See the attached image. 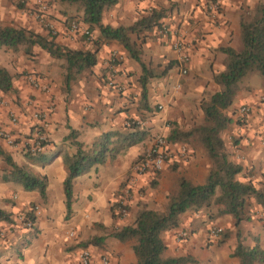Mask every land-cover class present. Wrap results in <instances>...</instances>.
Masks as SVG:
<instances>
[{"label":"crops","instance_id":"obj_1","mask_svg":"<svg viewBox=\"0 0 264 264\" xmlns=\"http://www.w3.org/2000/svg\"><path fill=\"white\" fill-rule=\"evenodd\" d=\"M218 1L220 10L214 17L208 16L211 14L207 12L209 0H117L115 6L103 13L102 23L117 27L133 24L144 10L150 8H167L171 12L164 19L169 32L163 34L160 29L154 28L143 35L145 38L141 44L142 54L149 51L148 63L143 61L151 68L155 67L154 63L157 61H163L165 66L170 61L177 62L165 76L149 81L148 101L152 106L157 105L158 109H163L168 104L178 106L183 92L187 96L190 92L199 94L200 91L211 88L213 93L219 89L213 81L212 72H209L210 69L213 72L224 69L225 55L218 51V47L230 45L237 50L241 48L240 12L243 8L254 9L261 0ZM81 26L87 28L88 24ZM55 27L58 31L55 40L59 44L74 49L96 50V64L84 70L69 88L63 84L62 60L57 62L58 60L51 58L39 46L33 45L30 48L32 55H28L26 51L19 50L16 53L6 47L0 48V54L8 49L5 53L10 60L0 61V65L12 77L14 90L11 92L16 99L9 104H0V126L13 137L11 143L0 138V147L18 165L28 166L35 175L47 177L43 199L37 191H26L19 184L1 181L4 163L0 159V209L11 213L13 219H16L29 205L37 206L36 235L28 245L22 247L23 231L6 234L4 239H0V264H78V244L91 236H106L114 228L131 223L139 202L151 209L161 210L167 202V196L176 189V180L180 175L193 184H203L211 167L205 149L188 144L190 158L175 162L176 167L173 170L166 164L154 177L156 185L149 186L148 181L152 176L133 174L131 168L135 159L152 143L150 136L143 142L130 146L113 160L98 164L87 173L76 177L72 187L71 213L69 218H65L63 180L66 169L62 157L64 153H74L75 147L69 139L64 138L73 129L76 131V140L88 145L101 133L121 127L126 117H137L135 107L139 100L140 66L115 40L99 42L96 45L94 40L100 35L98 27H88L91 31L90 38L59 22H55ZM177 38L186 44L189 57L186 74L179 71L181 63L177 52L172 48ZM132 39L137 38L132 35ZM112 55H116V58L113 59ZM17 58L19 61L16 62ZM22 70L49 84V92L44 93L34 88L25 75H16ZM261 82L260 77L255 84ZM176 84L180 85L178 89L174 87ZM238 84L239 90L233 107L243 101L241 98H249V87L256 86L250 83L248 74ZM0 95L8 98L1 91ZM34 109L46 114L41 122V131L46 135L47 143L38 153L44 157L45 163L32 161L23 151V144L32 136L31 132L36 125L31 116ZM9 110L17 116L15 123L7 115ZM180 110L179 107L172 112L166 108L160 114L150 117L149 125H164L166 119H169L168 124L174 122L182 127L185 120L181 118L188 119L189 111L184 108L183 112ZM152 129H149L150 132ZM167 131L169 130L165 128L164 133ZM233 142L230 140L226 144L229 159L242 166L237 177L243 181L251 180L257 187L264 186V133H241ZM173 149L177 150L178 145ZM129 177L132 178V190L128 199L130 210L125 217L114 218L111 203L119 197L121 185ZM232 220V216L228 214L211 220L205 210L182 213L179 226L161 234L166 244L163 256H177L185 252L174 241L173 233L181 229L180 227H189L190 231L195 229L193 236L198 234L202 239L203 235L206 238L211 224L232 229ZM8 225L0 221L1 227L6 229ZM69 230H74L75 240L66 238ZM250 230L254 231L252 228ZM259 231L262 245L264 229ZM133 244V240L120 241L107 236L103 248L92 245L88 248L95 256L107 255L109 264H137Z\"/></svg>","mask_w":264,"mask_h":264},{"label":"trees","instance_id":"obj_2","mask_svg":"<svg viewBox=\"0 0 264 264\" xmlns=\"http://www.w3.org/2000/svg\"><path fill=\"white\" fill-rule=\"evenodd\" d=\"M59 2L76 5L81 11L80 20L72 21L80 25L88 24L90 29L98 27L100 35L94 40L96 45L99 42L115 40L140 66L137 117H126L121 127L101 133L88 145L76 140V131L73 129L64 138L69 139L75 147L74 153H64L62 157L66 169V176L63 180L65 218H69L73 199L72 187L76 177L87 173L98 164L113 160L130 146L139 144L150 136L149 128L143 124L144 118L146 114H155L157 106H152L148 101V83L151 79L165 76L177 62L170 61L162 70H155L148 66L141 56L143 53L141 44L144 42L142 34L154 28H162L166 23L164 19L168 16L167 8L144 10V13L133 24L112 27L102 23V16L105 11L115 6L117 0H59ZM247 13L240 14L241 48L237 50L230 45L218 47V51L225 55L224 69L213 75L220 89L200 101L203 122L187 129L171 122L166 135V140L172 147L180 144L188 148L187 143L190 138H195L202 145L211 163L205 182L193 184L185 176L180 175L176 180V189L167 196V202L161 210L151 209L139 202L131 223L114 228L106 236H91L78 244L80 248L90 245L103 248L105 237L109 236L120 241L133 240V251L137 264H196L197 260L190 255L164 257L166 244L161 234L177 228L182 213L205 210L211 220L227 214L232 216L236 243L229 257L236 259L235 264H264V248L259 238L253 235L254 244H245L239 229L241 221L254 215L253 213L251 216H246L250 199L254 200L256 206L264 207V186L257 187L251 180L243 181L237 177L242 171V166L229 159L227 146L222 136V132L231 122L223 110L232 104L239 81L250 72L257 71L264 82V0L257 4L252 14ZM89 28L87 30L91 33ZM132 35L137 39L141 37L139 43L132 39ZM21 45H25V51L37 45L50 57L63 59V84L66 88L76 82L84 70L94 66L97 62L96 50L70 48L56 42L54 37H48V35L31 29L10 25L0 26V48L6 47L17 51ZM13 90L11 75L0 65V91L9 93ZM46 143L47 141L43 144ZM26 155L34 162H46L41 154L26 153ZM0 159L4 163L1 181L19 184L24 190L37 191L41 198H45L46 175H35L28 166L18 165L12 156L1 147ZM173 164L176 163L173 162ZM159 172H155L154 175L157 176ZM152 185H156L155 182ZM125 189L126 183L124 182L119 190V197L125 202V209L128 213L130 210L128 199L132 189L129 188L127 193L124 192ZM33 208L34 205H29L20 213L27 220L33 221V226L23 234L22 247L28 245L37 233L36 214ZM111 212L114 218H123L118 202L115 200L111 203ZM15 220L11 213L0 209V221L11 225L15 223ZM230 235V231L221 233L218 244L224 243Z\"/></svg>","mask_w":264,"mask_h":264},{"label":"rangeland","instance_id":"obj_3","mask_svg":"<svg viewBox=\"0 0 264 264\" xmlns=\"http://www.w3.org/2000/svg\"><path fill=\"white\" fill-rule=\"evenodd\" d=\"M215 1L216 0H209L210 3H213ZM218 10H220L219 6L217 7V11ZM253 10L254 9L249 10L247 8H243L240 14L241 13L246 14L247 12L249 14H252ZM207 12L208 13L210 12L209 9ZM80 13L81 11H79L76 5L60 3L59 0H0V26L10 25L14 27L27 28L38 33L41 32L40 34L48 35V37H54V39L58 35V31L55 27V22L62 23L67 28H69L70 21L80 20L79 18L81 15ZM169 14H171V12L168 9V15ZM209 15L212 14H208V16ZM160 30L163 34L168 33L169 30L167 23H164V25L162 26V28H160ZM141 37L145 38L143 34ZM141 37H139V39H136L137 43H139ZM25 48H26L25 45H21L20 48L14 52L17 53L19 52V50L25 52ZM6 51H8V49H6L4 53L2 51V53L0 54V61L2 62H7L8 60H10L9 55L5 53ZM29 51L30 49L26 51L28 52L27 54L32 55ZM148 54L149 51L142 54V58L146 63H148V59H149ZM56 60H58L57 62H59V60H62L61 68L63 70V64H64L63 59H56ZM15 61L16 62L19 61V58H17ZM154 66H155L154 67L155 70H162L165 64L163 63V61H157V63H154ZM209 72H212V75L215 74V72H213V70L211 69ZM62 73L64 74V71H62ZM16 75H25L27 80L28 74H26V71L22 70L21 73H17ZM154 79H158V78H154ZM257 79L260 80V75L258 74V72L257 71L250 72L248 74V80L250 81V83H253L256 86L253 88L249 87L248 90L250 92L248 95L249 98L247 99L241 98V100L243 101H241L237 106L233 107V102L235 100L234 97V100L230 105V107L223 110V113L227 115L231 120L227 128L222 132V136L225 140V143L230 142V140L232 141V143H234L233 140L241 133L243 134L251 133V135L256 133H264V88H262V86H264V82L262 81L261 84H255V82L257 83ZM215 84L218 85L217 83ZM238 90H239V84L237 91ZM180 93L181 92H179V94ZM5 94L8 96L9 99L8 98L6 99L5 97H1L2 95H0V100H4V104H9L16 100L12 96L13 95L12 92ZM210 94H212L211 88L202 90L199 92V94H197V92L196 93L190 92L187 95L188 97L183 92V94H181L183 97L182 99L179 100L180 106L178 104H177L178 106L168 104L165 108L163 107V109L157 108L155 114L152 115L146 114L145 115L146 117L144 118V124L146 127L149 126L148 127L149 129L153 128L150 132L151 133L150 136H152V143L149 145V147L153 144L157 136L160 135L166 136L167 133H164L165 128L169 130L170 127V123L169 124L167 123L169 122L168 121L169 119H166L164 125L161 124L157 126H150L149 125L150 117H153L156 114H160V112L166 108L168 110H171L172 112H174L175 108H179V107L181 108L180 111L183 112V108H184L189 111L188 114L189 116L187 115L189 118L188 119L185 117L181 118V120H185V124H183L182 127L186 129L190 128L196 124L203 122V113L202 110L200 109V101L201 99H206L207 97H209ZM14 95L16 94L14 93ZM242 106L248 108L247 113L244 115H241L239 112ZM226 137L228 138L227 140L225 139ZM229 137L231 138L229 139ZM187 144H191L194 147L202 146L199 142H197L195 138H190ZM169 166L170 169L172 167H176L173 164V162L170 163ZM153 182H155V184L157 183L155 179L154 180L150 179L148 181L149 186L153 187L152 185ZM249 202L250 204L248 205L246 216L248 215L251 216L253 213H255V210L259 208L258 206H256L253 199H250ZM258 222L259 225H257ZM230 225H232L233 227L232 229H229L225 226L222 227L221 225H219L222 228V233H224L225 231H230L231 233L229 239H227L224 243L221 244H218L217 242L218 240L214 243L207 242L205 235H203L204 237L202 239L199 237L200 235L198 234L193 236V234L196 233L195 229H192V231H190L189 227H180L182 230L186 232V236L183 242L178 243L179 244L178 247H182V249H185V252H181V254L192 256L193 258H195V260H197L196 264H235L236 259L229 257V253L232 251L236 243L234 220L231 221ZM251 228L254 229V231L250 230ZM260 228L264 229L263 217H256L252 215L249 219L241 221L239 229L241 231L242 237L244 238V243L248 245H253L254 244V241L252 239L253 235L257 236L260 239L259 237V235L261 234V232L259 231L261 230ZM257 231L259 233H256ZM175 233H173V236L175 235ZM190 237L192 240H190ZM262 246L264 247V235L262 237Z\"/></svg>","mask_w":264,"mask_h":264},{"label":"built area","instance_id":"obj_4","mask_svg":"<svg viewBox=\"0 0 264 264\" xmlns=\"http://www.w3.org/2000/svg\"><path fill=\"white\" fill-rule=\"evenodd\" d=\"M219 6V1L216 0L213 3L209 4V11L213 15V17L217 13V7ZM72 31H79L81 34L90 38V33L87 28L81 26L78 22L72 21L69 25ZM173 49L178 54V60L181 63L179 67V71L181 74L187 73V63L189 60L187 54V48L185 43L181 39H175L172 44ZM113 59L116 58V55H112ZM28 82L36 89L41 92L48 93L50 90V86L47 83L42 82L39 77L34 74L27 75ZM109 84H112L109 82ZM176 89L180 87L179 84L174 86ZM0 104H4L3 100H0ZM161 108V106H158ZM248 111V108L242 106L240 109V114L244 115ZM7 115L12 123L17 121V116L14 112L8 111ZM45 112L34 109L31 112L32 120L36 122L32 133V136L26 140L23 144L24 153L29 154H37L43 150L46 141V135L41 131V122L45 118ZM0 138L12 142L13 137L0 126ZM177 146V145H176ZM190 158V150L185 145H178V149L174 150L173 147L167 142L166 136H157L153 142V144L146 149L143 153H141L133 162L132 165V173L136 175H144L149 174L154 178V173L160 171L166 164L172 162L185 161ZM126 189L125 193L129 191V188L132 189V178L129 177L126 181ZM118 202V207L122 216L125 217L127 215V211L125 209V202L117 197L116 200ZM34 212H37V206L33 208ZM36 214V213H35ZM254 216L263 217L264 218V207L258 208L255 210ZM31 226H33V221L27 220L21 214H19L15 220L14 224L8 225L5 229L0 226V239H4L6 234H15L19 232H26ZM222 233V228L217 224H211L206 232V241L214 243L216 242ZM186 232L184 230L176 231L174 235V239L176 243H181L185 239ZM66 238L75 240L76 235L74 230H69L66 233ZM78 264H109V258L107 255L103 254L100 256H95L90 248H79L77 253Z\"/></svg>","mask_w":264,"mask_h":264}]
</instances>
